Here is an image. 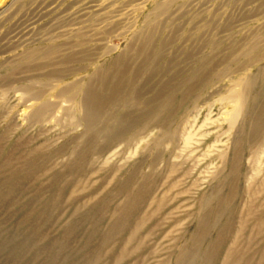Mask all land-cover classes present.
Listing matches in <instances>:
<instances>
[{
  "label": "rangeland",
  "instance_id": "374dc122",
  "mask_svg": "<svg viewBox=\"0 0 264 264\" xmlns=\"http://www.w3.org/2000/svg\"><path fill=\"white\" fill-rule=\"evenodd\" d=\"M146 36L160 57L123 97L172 79L174 100L87 124L84 84ZM263 108L264 0H0V264H264Z\"/></svg>",
  "mask_w": 264,
  "mask_h": 264
},
{
  "label": "bare ground",
  "instance_id": "6f19581e",
  "mask_svg": "<svg viewBox=\"0 0 264 264\" xmlns=\"http://www.w3.org/2000/svg\"><path fill=\"white\" fill-rule=\"evenodd\" d=\"M77 36H78V38H77V41H76L77 42L76 45H79V46L84 45V43L86 41L85 38H84V36L81 35V34H79ZM151 40H152V36H146L145 40H143L145 42H143L141 44L139 50L137 48V50L135 52V55H136V58L135 59H133L131 57H122V58L120 57V59L118 58L116 60V62H115L116 64H121V66L119 68L113 69V71L110 72V74H108V73H96V74L93 75L92 78H90L84 84V88H83V91H82V98L80 99L81 105H79V107L81 109H83L85 111V114L87 115L84 118L87 121L86 122L87 124H90L91 123V121H92V115L93 116L95 115V113L98 111L97 109H101L102 110L103 109V105L106 102L111 103L113 100H116L117 102H122V105H123V107L125 109H134L135 108V106H134L135 104L133 105V103L135 101H138V105L136 104L137 105L136 108L137 109H142V111H144V112H146L148 109H153L154 107L152 106V104H155L156 101H159L160 100L159 98H162L163 99V97H167V98H164V100L161 103H159L160 104V107H164V105L166 106V105L171 104V101L173 99L172 98L173 95L171 93L173 92L174 87H175L174 86L175 84L174 85L172 84L173 83L172 82V79H170L169 82H162V86L158 90V93L156 95H154L151 99L144 100V96H143V95H145V93L150 92L151 90H153L152 88L151 89L150 88L149 89L146 88V84L148 82L147 83L145 82L146 84L143 83L141 85V87L135 93L133 92L134 94L132 93V98H129L128 97V99H126L127 96H124L123 97V95H124L123 94L124 89H128L127 85L129 86L128 91H131L133 89L136 81H138L140 79L139 78L140 77V73H139L140 72V68L141 69L142 68L145 69L147 67H150L152 65L153 58H154V60H153V63H154L155 62V59H157L158 56L160 57V53H159L160 50L154 52V50H152V47H150ZM60 47L59 46L58 47H55L52 50H50L49 52H47L46 54H49L50 52L51 53H56V52H58L60 50ZM79 52H81V51H79ZM75 55H77V53L76 54H69L65 58H63V60L61 59L59 62H62V63L65 64L66 62L70 61L72 58L76 57ZM82 58L83 57H81V59ZM138 59L140 60V62L138 63V66H137L135 72H132V75H131L130 72H129V71H131V67L130 66L135 61H137ZM157 62H158V60H157ZM204 67H205V65L204 64H201V65H199L198 68L199 69H204ZM17 68L18 67H16V65H14L13 68H12V70L10 71V74L11 75L15 74ZM201 72H203V70ZM52 75L54 77H59L61 79L64 77L61 73L51 74V75H48V76H52ZM201 76H200V71L199 70H196L191 75V77H190L189 80H190V82L192 81V83L194 81L195 84L193 83V85H196L195 87L193 85H190V86H193L192 87L193 89L196 88L197 86H199V84H201V82L203 80H206L204 77H201ZM8 77H6L3 81H6V79H8ZM9 83H10V81L8 79L7 84H9ZM249 84H250V81L247 80V78L246 79L241 78L240 80H238L236 82V86H241V87H239L240 89L237 92H235V90H234V92L232 93V95L230 94V99H232V101L235 104L234 105V109H232V114L233 115L234 114H238L240 112L241 108L244 106V102H245V99L247 97L246 96L247 95V86H249ZM110 86H112V87H110ZM145 88H146V92L143 93V91H144ZM169 90H172V92H168ZM194 90H196V89H194ZM35 93H36V91H35ZM63 93H66V90H61L59 94H63ZM76 95L77 94H75V97H76ZM120 95H122V97H120ZM34 97H36V96H34ZM75 97L74 98H71L70 97V98L71 99H75ZM31 99H39V98L37 96L36 98H31ZM68 100L70 101V99H68ZM109 103H107V104H109ZM49 106L50 105L46 106V108L49 107ZM150 106L152 108H150ZM40 109H41V107H40ZM38 111H40V110L38 109ZM160 111L162 112L163 109H161ZM133 113L134 112H132V111L131 112L128 111L126 113V115L123 116V117H121V118H119V120H117L114 123V125L115 126H118V128H119V125L122 126L123 124H125L122 132L126 131L129 128V126L131 124H133V122L136 119L133 116L131 117V114H133ZM157 114H161L162 115L163 112L162 113H157ZM39 115H40V113H39ZM155 115H156V113H155ZM254 120L255 121L253 123V125H254L253 127L255 129L254 128H252V129H254V130H256V129L257 130H260V127L264 124V108L263 109H260L258 111V113L256 114ZM262 130H263V128H262ZM109 133H110V131H109ZM253 133L251 134L252 136H253ZM120 134H122V133H120ZM256 134H258V133H256ZM118 136H119V134H112V133L109 134V137L110 138H115V137H118Z\"/></svg>",
  "mask_w": 264,
  "mask_h": 264
}]
</instances>
